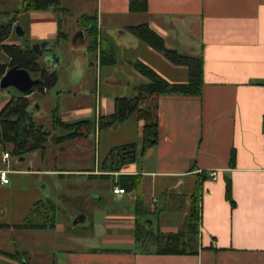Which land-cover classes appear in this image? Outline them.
Masks as SVG:
<instances>
[{
    "label": "crops",
    "instance_id": "1",
    "mask_svg": "<svg viewBox=\"0 0 264 264\" xmlns=\"http://www.w3.org/2000/svg\"><path fill=\"white\" fill-rule=\"evenodd\" d=\"M0 1L13 3L12 7L0 8V17H14L11 32L22 25V35L27 40L22 43L19 38H12L10 32L4 43L24 48L30 41L36 48L39 45L37 51L43 55L41 48L48 44L45 52L57 58L52 65L42 62L43 66L49 70L59 64L60 56L52 50L58 32L57 14L50 8L22 11L26 0ZM71 1L79 2L80 7L89 2L93 5L98 40L103 36L108 39L118 31L116 34L128 45L130 60L146 65L170 84L187 82V65L173 64L130 30L147 25L163 39L167 49L201 60L202 82L196 94L144 97L146 104L155 107L159 139L142 151L143 122L134 115L128 117L126 126L136 121L140 137L132 162L120 166L119 153L108 152L95 160L94 168H56L49 166L41 154L39 164L12 169L9 182L0 184V218L5 219L9 204H13L10 196L16 190H28L26 202L31 206L41 200V195L50 197L48 183H43L47 179L59 191L63 178L74 175L87 176L89 181L94 180L92 176L107 174L112 185L105 202L101 194L95 193L102 188L92 183L96 189L88 196L96 208L87 238H60L58 234L65 228L59 222L40 224L45 225L42 228L15 227L10 223L6 229L0 227V263L24 264L25 260L7 252L13 251L24 235L36 233L52 237L50 264H264V0H144L147 11L141 13L129 11V0ZM23 21L28 24L25 26ZM77 31L75 42L80 39L87 44L85 29L77 25ZM119 64L122 68L130 66L129 59ZM132 72L139 78L138 85L133 87L137 93L147 79L134 67ZM112 82L130 86L129 79ZM10 98H0V109ZM114 99L104 97L94 116H111ZM90 113L87 108L72 110L61 120H85ZM4 152L9 153L7 162L11 163L8 144L0 141V169H5L1 161ZM26 160V156L20 157V161ZM117 167L119 171H111ZM210 170H216L215 179L209 177ZM201 173L207 177L202 182L199 219L189 227L191 195ZM120 174L136 175V189L114 194L113 187H120L115 184ZM25 178L29 183L20 186ZM228 179L234 205L225 197ZM157 194L162 195L161 199ZM137 204L139 213L152 215L157 222L153 234L141 227V240L135 238ZM81 214L84 223L87 217ZM148 223L145 220L143 224ZM149 224L153 225V221ZM173 235L179 238L171 243L178 246L177 250H186V254L159 253ZM149 241L153 248L148 247ZM72 242L75 245H70ZM9 246L12 248L7 250ZM26 246L19 256L34 262L36 251H40L30 244Z\"/></svg>",
    "mask_w": 264,
    "mask_h": 264
},
{
    "label": "rangeland",
    "instance_id": "2",
    "mask_svg": "<svg viewBox=\"0 0 264 264\" xmlns=\"http://www.w3.org/2000/svg\"><path fill=\"white\" fill-rule=\"evenodd\" d=\"M6 6L12 7L13 3L0 1V8ZM60 6L63 12L56 13L58 16V32L52 43V50L56 51L61 60L59 64L49 69L50 72L55 73L56 79L54 84L45 92H39L35 86L32 88L33 91L28 95L29 104L27 110L34 124L41 126L44 131L48 132L47 140L44 144L45 151L43 157L45 161H49V166H55L56 168H94L95 160L98 157L101 159L105 153L110 151L117 152L118 150L122 153L129 150V148L121 150L122 147L140 142L136 129V121L133 120L134 124L131 125L130 123L128 126H126V120L118 124H106L110 121V117L102 115L100 117L94 116L97 106H99V103L106 96H110L111 98H134L138 91L136 93L133 87L138 85L139 78L132 72L135 61L130 60L131 57L127 49L128 45L125 44L124 38L117 35L118 31H114V35L112 34L108 39L103 36L101 41L98 40V47L95 50H91L80 39L75 42L78 34L77 25L84 26L82 25V18L84 16L93 17L94 15L93 5L90 2L86 6L80 7L79 2L63 0L60 2ZM22 23L25 26L28 24L27 21H23ZM18 26L21 30L24 28L22 25ZM104 32L107 31L104 29ZM11 36L12 38H19L22 43L27 41L24 39V35L18 34L15 31V28L12 30ZM142 42L147 44L143 40ZM33 44L30 41L25 43L26 47L31 46V48ZM100 47L104 51L107 50L112 59L111 62L107 64L99 63L100 57L98 59L96 56L100 55ZM4 55L0 52V60L2 62L6 61ZM123 59H129V68H122L120 66L119 63ZM91 62L94 65L91 66ZM120 79H129L130 86L112 82ZM18 94L20 93L12 87L0 89L1 101ZM86 108L91 113L85 117V120H88L90 123L82 129L83 135L75 139H64L61 142H57L56 138L66 135L70 131L55 127L53 115L62 119L64 114L72 110ZM116 125H118V128H115ZM8 149L11 153L9 144ZM24 156L27 157V160L20 161V156L11 153V163L9 161L2 163V167L10 171L14 168L27 167L29 164L33 167L36 163L39 164L38 159L41 156V152L33 150L27 152ZM88 178L87 176L75 175L65 177L61 181L63 187L60 191L55 188L50 180L48 181V179L44 178L46 181L43 183H48L50 197L44 198L41 195V200L34 206L26 202L28 190H16L15 194L10 196L13 197L11 199L13 204H9L10 209L7 219L5 217L0 218V227L6 229L9 223L15 227H19L24 223L47 225L59 222L65 228L62 234H58L60 238L68 237L76 239L89 237L93 228L91 223L96 207L88 195L92 190L95 192V187L98 185L102 190H98L95 193L101 194L106 202L109 196L107 195V191L108 189L111 190L112 180L109 177L101 175L90 177L94 180L89 179L88 181ZM56 180L60 183L57 177ZM28 183V178H25L22 183L20 182V186L24 187ZM76 183L81 186L77 187ZM92 183L96 184V186L92 187ZM157 196L161 199L162 195L157 194ZM30 206L31 209L28 211L27 209ZM80 213L86 215V221L84 223L73 224L74 219ZM145 220L150 223L153 221V225L149 223L148 225H144ZM141 227H145L146 230L151 231L150 234H153V231L157 227L155 217L146 213L138 214L136 230L138 236L141 234ZM49 235L43 236L36 233H32L31 236L24 235L15 243L14 250L7 253L19 258V254H22L23 249L27 247L26 244H30L40 252L36 251L34 262L29 263L26 259L27 263L25 262L24 264H50L48 260L50 252L49 243H51L52 237ZM140 239H142V235ZM70 245L75 244L72 242ZM143 245H146V243L144 242ZM148 247H154L151 241H149ZM160 247H163V245ZM11 248L9 246L7 250Z\"/></svg>",
    "mask_w": 264,
    "mask_h": 264
},
{
    "label": "trees",
    "instance_id": "3",
    "mask_svg": "<svg viewBox=\"0 0 264 264\" xmlns=\"http://www.w3.org/2000/svg\"><path fill=\"white\" fill-rule=\"evenodd\" d=\"M52 9L55 13L63 12L60 6V0H26L21 8L22 11H38ZM129 11L133 13H141L147 11V3L144 0H129ZM17 13V12H16ZM15 13V14H16ZM13 18L4 20L0 17V52H2L6 61L0 60V79L4 75L5 71L10 67H17L25 69L33 78H38L39 82L35 88L39 92H45L55 82L56 76L54 72H50L43 66L42 56L40 51H34L31 47L21 48L16 45H9L4 43L8 38L11 30V24ZM83 29L86 31L87 47L91 50H95L98 46V34L95 24V18L84 16L82 18ZM89 22V24H87ZM136 35H138L143 41L147 42L150 46L162 52L163 55L173 64L187 65L190 69L189 79L185 83L170 84L163 78H161L152 69L146 65L135 62L134 69L147 79V83L137 88L138 94L134 98L117 97L114 99V111L110 117V121L106 124H118L126 120L129 116L134 115L138 121H142V151L154 146L158 139V120L155 111V107L146 104L145 98L152 95L163 93H183V94H196L199 91L202 82V66L201 60L198 58H192L187 55H182L174 50L167 49L164 46L163 39L151 31L147 25L142 24L130 29ZM100 63L107 64L112 61L110 55L105 51H100ZM31 89L28 93L22 94L18 97H11L6 104L0 109V141L4 144L11 146V153L16 156H24L27 152L38 150L41 154L45 151V142L47 140L48 132L44 131L41 126L34 124L32 118L27 110L29 101L28 95L32 92ZM53 122L55 127H59L70 131L66 135L56 138L57 142H61L64 139H75L82 136V129L86 127L90 122L88 120H79L75 122H63L61 119L53 115ZM129 148L128 151L120 153L119 150V164L122 166L125 163L132 162L135 158L136 144H128L127 147H122L121 150ZM114 152L110 151V154ZM120 167H117L111 171H119ZM107 171V170H104ZM106 177L107 174H101ZM108 177V176H107ZM207 175L201 173L198 176L194 190L191 195L190 208L188 213V225L193 227L196 225L200 214V203L202 194V182ZM138 177L136 175H124L120 174L115 184L119 185L123 191L131 192L138 186ZM225 197L234 205L231 198V183L228 179L225 185ZM139 205L142 201L139 200ZM137 204V214L139 213ZM52 226V225H51ZM21 227H45V225H31L22 224ZM141 234L138 236L135 233V238L141 240ZM178 235L170 237L169 244L164 246L159 252L162 254H186V250H177L178 246L171 242L178 239ZM22 256V254H20ZM16 257V256H15ZM25 262L26 258L23 256Z\"/></svg>",
    "mask_w": 264,
    "mask_h": 264
},
{
    "label": "water",
    "instance_id": "4",
    "mask_svg": "<svg viewBox=\"0 0 264 264\" xmlns=\"http://www.w3.org/2000/svg\"><path fill=\"white\" fill-rule=\"evenodd\" d=\"M15 31L18 32V34H22V30L21 28H19V26L15 27ZM32 49L34 51H37L38 49H40L39 45H37V48L33 45ZM48 44L41 48L42 52L44 51V55L42 57V62L46 63L47 65H52V60H54L55 55H53L52 53L49 52H45L46 50H48ZM39 82L38 78H33L27 70L25 69H21V68H17V67H10L8 68L4 75L1 77L0 79V89H5V88H9L12 87L14 89H16L18 92L22 93V94H26L28 93L34 86H36ZM84 215H78L74 221L73 224H76L78 222L83 221ZM150 223V222H149ZM18 255V253H17ZM19 258L21 259V261H24L23 258H21L19 256Z\"/></svg>",
    "mask_w": 264,
    "mask_h": 264
},
{
    "label": "built area",
    "instance_id": "5",
    "mask_svg": "<svg viewBox=\"0 0 264 264\" xmlns=\"http://www.w3.org/2000/svg\"><path fill=\"white\" fill-rule=\"evenodd\" d=\"M263 149H264V147H263ZM8 157H9V153L4 152L2 155V158H1L2 163H6ZM9 173H10V170H8V169H0V184H7L9 182V178H8ZM216 176H217L216 170H210L209 171V177L211 179H215ZM112 192L114 194L125 193V191H123V189L121 187H118V186H114L112 189Z\"/></svg>",
    "mask_w": 264,
    "mask_h": 264
}]
</instances>
